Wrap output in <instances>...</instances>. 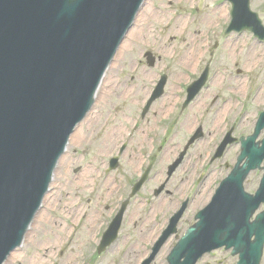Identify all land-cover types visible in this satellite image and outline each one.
Masks as SVG:
<instances>
[{"label":"water","instance_id":"obj_1","mask_svg":"<svg viewBox=\"0 0 264 264\" xmlns=\"http://www.w3.org/2000/svg\"><path fill=\"white\" fill-rule=\"evenodd\" d=\"M142 2L0 0V264L22 243L65 140L91 108L99 74ZM263 125L251 147L244 145L239 162L247 161L236 166L180 241L174 264L190 241L204 249L240 242L243 225L247 235L256 234L252 248L260 257L264 212L252 224L248 217L264 200V178L256 197L244 193L243 180L264 158V139L260 147L254 142ZM244 213L240 224L226 218Z\"/></svg>","mask_w":264,"mask_h":264},{"label":"rangeland","instance_id":"obj_2","mask_svg":"<svg viewBox=\"0 0 264 264\" xmlns=\"http://www.w3.org/2000/svg\"><path fill=\"white\" fill-rule=\"evenodd\" d=\"M199 1H148L147 6L141 13V17L145 19L143 26L134 28L129 33L101 86L95 105L97 110L93 112L92 117L94 125L93 123L87 124L86 127L84 125L86 130L83 131L84 128H82L79 131V133L82 132L78 135V140L81 141L75 138V142L85 143L88 139H83L82 135L84 134L85 138H87L90 132L96 145L91 160L88 159V163L94 167H88L90 176L87 183L91 181L98 182L99 179H103L104 181L101 171L95 167L102 165L105 158V156L102 158L98 157L99 153L109 151V148L103 149V141L113 133L117 136L121 135L120 133L124 129L121 123L124 125L131 124L128 120L129 116L137 114L140 111L146 94L163 72L169 75L167 90L165 96L154 104L152 116L156 114V120L159 119L161 114L171 113L172 116L165 124V127L170 129L167 141L169 145L164 147L163 154L159 156L161 161L156 162L155 167L157 169L166 167L178 155V151L183 149L192 127L198 123L199 116L203 118L202 123L207 133L206 137L198 142L200 145L198 147L195 145L190 153H202L200 164H203L207 160L206 155L217 143H215L216 140L214 143H211L213 138L216 136L220 137L224 133L223 131L230 127L226 126V116H224V111H222L228 96L233 99L227 103H230L232 106L231 115L228 116L231 123L238 119L236 117L238 114L235 111L241 108L239 101L245 98L249 99L248 103L242 101L243 111L246 112V108L249 111L243 115L242 121L239 122L238 126L244 127L247 133L251 132L258 118L257 112L264 110V42L256 40L250 33L243 32L237 35L234 32L230 34L225 32L226 24L231 20V16L226 11L228 17L226 19L225 15H223L225 14L224 11L222 12V17H220V13L217 11V6L225 1L204 0V4L198 12L195 15L191 14L192 5L195 2L199 3ZM251 6L254 10L260 12L264 18V0H251ZM150 9L153 13L158 14L156 18L150 12H145V10ZM184 19H187V23H185ZM193 37L197 38L196 42H199L201 46L194 51L195 55L191 57V62H187L184 44ZM184 39L186 41H183ZM232 47L236 48V52H233ZM146 50L153 51L154 55L158 57L156 65L153 67L145 63L144 51ZM252 50L258 56L257 60H260L258 64L256 62L254 64L249 63L250 58L248 56ZM251 60L254 59L251 58ZM206 65L210 66V73L213 78L210 81L211 87L206 88L198 99L204 104H192L186 111L181 112L177 106L182 101L180 97L183 94V90H181L183 85L189 82L192 75L200 74ZM239 70L241 71L240 73L238 72ZM214 80H217V82H214ZM179 86L181 89H179ZM240 87L243 88L240 89ZM231 90L237 93L236 97L233 94H229ZM214 98L216 101L211 102ZM202 105H204L203 108ZM234 108L236 109L233 110ZM215 117H217V121ZM153 118L150 122L151 127H154ZM105 119H109V131H106V127H101V122ZM172 122L173 125L171 124ZM163 130V125L153 129L157 142L159 140L158 137L164 133ZM240 132H242V129L238 131V133ZM144 135L145 131L143 129L134 143L135 146L140 143ZM110 144L113 145L114 142ZM167 147L169 148L167 149ZM136 148L134 147V152L137 153ZM233 151L237 152V149L234 148ZM188 161L190 163L188 165H195L194 158L188 159ZM207 163L205 166H207ZM142 165L141 158L131 163L127 156H123L122 164L115 171L116 173L124 172L127 178H130ZM66 167L67 163L65 162L62 172L57 176L58 185L56 186H58L63 194L65 193L64 186L66 179L64 171ZM221 167V163H217L212 167V170L217 168L218 174L209 178L205 187L207 189L205 191L206 198L210 197V194L216 189L219 184L218 180L220 181L227 175V170ZM261 175L262 172L260 171H255L249 175L245 183L248 191L253 192L257 188ZM113 178H116L115 173H112L107 184L112 183ZM61 183L64 186L59 185ZM68 191L70 192L71 190ZM79 192L81 193V191ZM101 196L104 197L105 193H102ZM53 198L59 200V193H51L50 200L46 201L50 208L43 211L46 216L39 222L36 220L33 231L29 235L31 238L28 239L31 247H24L23 251L19 253V257L12 259V256L8 264H39L40 262L50 264L55 259V251H52V247L58 246L60 236L56 231H53V217L50 215L53 207ZM72 201L74 202V200ZM94 206L98 207L99 204ZM75 212L77 213L78 211ZM55 215L63 221L67 219L65 210L59 211ZM44 219L48 221L45 222ZM56 222L62 223L60 220H54V224ZM52 242L53 245L49 246L48 244ZM42 243L46 244L45 249H40ZM78 245L79 243L75 244V246ZM80 249L81 246L76 248L77 251ZM20 257L24 258V261L20 260ZM60 264H62V261ZM262 264L264 263L262 262Z\"/></svg>","mask_w":264,"mask_h":264},{"label":"flooded vegetation","instance_id":"obj_3","mask_svg":"<svg viewBox=\"0 0 264 264\" xmlns=\"http://www.w3.org/2000/svg\"><path fill=\"white\" fill-rule=\"evenodd\" d=\"M147 115L149 114L140 115L147 123L152 121L153 116V119H156V114L146 118ZM117 137L120 139L119 136ZM195 163H199L197 153ZM228 166L229 164L226 163V167ZM213 172L214 170L211 173ZM74 173L79 172L74 171ZM197 173L198 170L194 171L192 167H184L183 172L167 180L165 189L170 190L171 193L163 192L157 197L154 196L155 185L149 182L143 190L146 195L131 200L120 230L115 237L103 239L102 236L108 228L109 217L115 214L118 206L116 209L108 210L110 211L109 217L102 215L101 209L88 206V210L81 211L75 216L78 218V223H82L79 231H83L84 235H78L71 240L67 239V242L71 241L70 251L65 256L66 258H63L62 264H143L144 260L153 253L156 242L161 238L174 213L187 199L186 210L179 221V232L167 239L151 261V264H168V255L181 235L180 231L194 222L195 213L202 206L198 194L203 188L198 194H194ZM160 177L158 173L154 178ZM71 183H85V181L75 175ZM191 187L193 188L192 197L189 195ZM125 195L126 190L124 189L117 201L121 202ZM87 201H93V199L90 198ZM83 218L85 220L82 221ZM62 241L64 242V239ZM76 243L79 245L75 246ZM79 246L81 249L77 251L76 248ZM224 252L227 251L220 249L207 254L197 264H230V262H225V258L218 256ZM262 262L264 263V257Z\"/></svg>","mask_w":264,"mask_h":264},{"label":"bare ground","instance_id":"obj_4","mask_svg":"<svg viewBox=\"0 0 264 264\" xmlns=\"http://www.w3.org/2000/svg\"><path fill=\"white\" fill-rule=\"evenodd\" d=\"M217 11L219 12V13H222V11H223V9L221 10V9H217ZM145 12H150L151 14H153V16H154V18H156V15H158V14H156V13H153L152 12V10L150 9V10H145ZM220 17H222L221 16V14L219 15ZM184 21H185V23H187V19H184ZM175 36V35H174ZM196 40H197V38H192L191 40H189L188 42L184 39L183 41H186V44H184L185 45V48H186V51H185V55L187 56L186 57V59H187V62H191V57H193V55H195L194 54V51L195 50H197V48L201 45H199L197 42H196ZM232 50H233V52H236V48H234V47H232ZM232 52V51H231ZM254 56V57H253ZM249 58H250V60H249V63H252V64H254L255 62H256V64H258L259 62H260V60H257L258 59V56H256L255 54H254V50H252L251 51V54L248 56ZM251 58H253L254 60H251ZM243 87H240V89H242ZM232 109V106H231V104L229 103V104H227L226 106H225V108H224V111H229V110H231ZM43 216H44V214H42L41 215V218H43ZM13 255V254H12ZM21 256V255H20ZM17 257H19V253H15L14 255H13V258L12 259H15V258H17ZM20 260H22V261H24V258H22V257H20Z\"/></svg>","mask_w":264,"mask_h":264}]
</instances>
